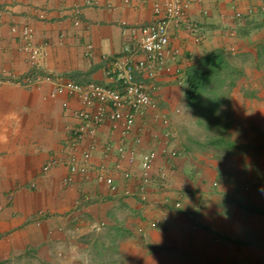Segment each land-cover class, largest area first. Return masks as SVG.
I'll use <instances>...</instances> for the list:
<instances>
[{
  "label": "crops",
  "instance_id": "obj_1",
  "mask_svg": "<svg viewBox=\"0 0 264 264\" xmlns=\"http://www.w3.org/2000/svg\"><path fill=\"white\" fill-rule=\"evenodd\" d=\"M150 2L66 0L61 4L58 0H0V75L18 78L28 72L18 50V33H12L10 26L29 25L34 43L46 44L44 73L63 76L78 84L111 85L104 71L106 60L132 50L128 29L153 21ZM249 7L247 0H188L185 17L200 29L202 40L196 43L189 33L171 26L172 46L178 51L172 70H179L181 77L157 79L156 109L152 116L137 120L132 134L141 137L136 163L129 165L124 161L122 164L131 179L125 181L116 174L119 190L115 195L109 194L93 176L87 182L76 176L68 189L60 187V180L66 175L63 169H52L42 176L43 166L60 152L67 131L76 124L72 115L81 107L74 99L66 93L51 97L52 86L48 83L38 84L30 91L14 82L0 84V263L27 248L49 249L59 238L70 245L72 228L64 220L91 215L99 222L110 223L119 213L126 216L131 197H141L137 187L144 173L138 163L149 152L154 153V159L147 176L155 175L162 168L167 173L164 189L170 190V195L184 194L185 189L193 188L186 174L194 163L180 156L179 142L167 144L162 130L153 123V116H166L175 130V122L180 119L179 107L187 102L182 94L186 73L195 69L208 54L225 49L228 42L225 36L240 26L235 14ZM141 57L138 53L133 59ZM137 80L142 81V77L138 76ZM153 131L158 135L156 140L151 136ZM132 136L125 138L129 148ZM121 138L120 128L112 130L106 125L100 129L93 162H99L104 142L116 146ZM173 148L179 157L170 159L168 155ZM115 158L113 155L111 163ZM155 187L148 182L142 197L148 201L161 199L163 196ZM83 193L89 200L80 209L76 204ZM182 227L188 229L189 224ZM173 238L175 242L185 241V237Z\"/></svg>",
  "mask_w": 264,
  "mask_h": 264
},
{
  "label": "rangeland",
  "instance_id": "obj_2",
  "mask_svg": "<svg viewBox=\"0 0 264 264\" xmlns=\"http://www.w3.org/2000/svg\"><path fill=\"white\" fill-rule=\"evenodd\" d=\"M247 1L235 14L239 29H226L224 64L197 102L179 107L171 143L194 163L193 188L133 196L110 223L64 220L70 245L59 238L0 264H264V216L251 213L264 209V0Z\"/></svg>",
  "mask_w": 264,
  "mask_h": 264
},
{
  "label": "built area",
  "instance_id": "obj_3",
  "mask_svg": "<svg viewBox=\"0 0 264 264\" xmlns=\"http://www.w3.org/2000/svg\"><path fill=\"white\" fill-rule=\"evenodd\" d=\"M65 1L58 0L61 4ZM150 1L153 21L148 25L128 29L132 50L128 49L124 55L106 60L104 71L111 80V85L94 82L78 84L63 76L44 73L42 64L46 55V44L34 43L33 31L29 25L10 26L12 33H18V50L23 55L28 72L18 78L0 75V84L14 82L30 91L38 84L48 83L52 86L51 97L66 93L81 107L72 115L76 124L67 131L60 152L42 168V176L56 168L66 172L60 180L62 189L72 187L76 176L82 177L85 182L93 176L97 183L104 185L109 194L118 193L115 175L119 174L123 180L129 181L131 175L122 169V164L124 161L129 165L136 163V148L140 145L141 137L132 134L137 120L152 116L156 109L154 94L159 90L157 79L162 76L176 79L181 77L179 70H172L178 51L172 46L171 26L189 33L196 43L202 40L200 29L185 17L188 0ZM123 2L126 4L127 0ZM138 53L142 57L135 61L133 56ZM138 76L142 77V81L137 80ZM153 123L160 127L167 144L176 138V132L166 116L156 114L153 116ZM106 125L112 130L120 128L122 138L116 146L109 141L104 142L100 160L95 164L93 157L97 148V134ZM130 135L131 148L125 140ZM151 136L156 140L158 135L154 132ZM113 155L116 160L111 163ZM168 157L173 159L179 155L173 150ZM153 159L154 153L149 152L138 163L144 173L143 180L137 187L141 197L148 182L155 184L158 190H164L167 173L162 168L152 180L147 176ZM33 187L32 185L31 189ZM88 200V196L83 193L76 207L81 209Z\"/></svg>",
  "mask_w": 264,
  "mask_h": 264
},
{
  "label": "trees",
  "instance_id": "obj_4",
  "mask_svg": "<svg viewBox=\"0 0 264 264\" xmlns=\"http://www.w3.org/2000/svg\"><path fill=\"white\" fill-rule=\"evenodd\" d=\"M224 64L222 52H214L199 61L197 67L185 75V99L188 104H194L201 97L206 85L210 82L212 72ZM251 213L264 216V209L253 208Z\"/></svg>",
  "mask_w": 264,
  "mask_h": 264
},
{
  "label": "clouds",
  "instance_id": "obj_5",
  "mask_svg": "<svg viewBox=\"0 0 264 264\" xmlns=\"http://www.w3.org/2000/svg\"><path fill=\"white\" fill-rule=\"evenodd\" d=\"M76 255H79V253L77 252Z\"/></svg>",
  "mask_w": 264,
  "mask_h": 264
}]
</instances>
